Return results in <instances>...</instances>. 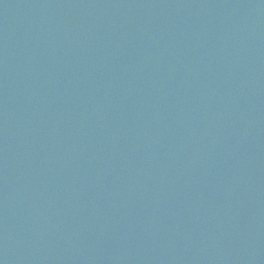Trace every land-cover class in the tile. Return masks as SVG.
I'll list each match as a JSON object with an SVG mask.
<instances>
[{
	"label": "water",
	"instance_id": "obj_1",
	"mask_svg": "<svg viewBox=\"0 0 264 264\" xmlns=\"http://www.w3.org/2000/svg\"><path fill=\"white\" fill-rule=\"evenodd\" d=\"M0 264H264V0H0Z\"/></svg>",
	"mask_w": 264,
	"mask_h": 264
}]
</instances>
